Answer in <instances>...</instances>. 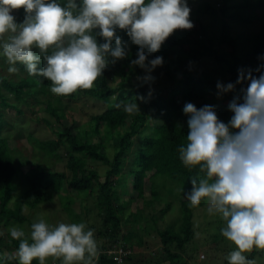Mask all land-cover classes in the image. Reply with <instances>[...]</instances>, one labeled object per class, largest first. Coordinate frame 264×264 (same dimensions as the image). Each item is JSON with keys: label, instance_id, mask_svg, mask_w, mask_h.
<instances>
[{"label": "trees", "instance_id": "1", "mask_svg": "<svg viewBox=\"0 0 264 264\" xmlns=\"http://www.w3.org/2000/svg\"><path fill=\"white\" fill-rule=\"evenodd\" d=\"M234 5L235 10L228 16L249 22L256 15L244 9L249 6L262 8L264 0H245ZM213 9L211 5H203V10L208 13H214ZM219 10L224 13L222 7ZM13 15L20 17L21 22L25 13L21 8L13 10ZM198 28V31L184 29L181 30L182 34L173 33L163 43L166 61L155 69L168 78L169 86L165 90V87L153 86L152 83L142 84L137 79L144 74L138 66L131 65V61L136 59L138 46L131 43L124 31H119L118 34L128 42L129 55L105 68L91 89H78L66 96L56 95L50 91L51 81L42 76L29 75L25 66L19 62L16 66L25 76L13 80L0 74V220L4 225L17 224L24 230L23 223H31L22 212L24 203L27 201V205L33 207L42 202H50L56 191L63 186L67 194L63 199L58 198L60 205L68 215L77 219V215L71 212L74 197L95 192V206L101 214L97 233L107 235L113 242L112 245L119 240L118 247L127 252L119 254L120 261H116L111 254L108 256L106 250L109 248L99 245L98 256L92 264H117L116 262L130 259L129 239L132 236L131 231L127 230L118 238V223L121 218L133 223L142 217L136 211H130V203L132 192L136 198L143 196L144 182L147 179L150 182L148 191L151 198L144 200L143 205L135 209L145 206L154 208L153 203L162 202V207L149 217L165 252L163 257L154 255L150 264H185L188 258L185 257V244L194 232L193 213L198 208L189 206L185 193L192 187L190 180L203 174L199 172V166L186 168L179 158L178 147L186 144L188 132V117L183 113V106L186 102L194 103L197 108L205 104L214 105L219 119L228 122L232 116L228 103L240 93L241 88L246 87V82L237 84L234 92L225 93L218 98L216 84L220 79L215 77L214 71L226 75L222 82L224 84L235 83L238 70H244L245 75L248 70L254 76L264 73V25L250 36L230 37L225 20H220L215 38L217 42H225L230 47L221 56L212 51L213 62L218 63L219 67L211 65L209 69L190 73V62L201 55L202 58H209L210 45L213 43V39L206 35L205 28ZM202 35L206 37V42ZM151 58L152 56L149 57ZM39 66L42 67L43 64ZM172 72L179 77L173 78ZM76 93L88 95L105 104L101 112L91 115L85 127L63 122L61 99ZM39 94L45 95V99L37 100L36 96ZM28 97L37 105L42 104L43 110L53 119L52 124L49 117L39 116L50 127L54 137L37 140L40 145L39 157L44 159V163H29L23 170L22 166L26 161L12 153L15 147L9 144L10 139L4 129L8 123L3 118V109L20 113L18 105L28 104ZM134 99L140 111L130 115L124 111L123 104ZM118 104L121 106L117 107ZM106 133L108 140H105ZM51 157H64L68 176L64 171L54 168L51 162H47ZM128 157L131 160L129 168L125 170L124 164ZM88 158L105 167L102 180H99L97 171L86 164ZM127 182H130L129 191L126 189ZM118 186L119 191L116 190ZM15 187H19V191L14 192ZM68 191L74 192L75 196L68 195ZM13 195L15 198L12 200ZM205 201L206 199L202 200L200 206ZM173 210L176 211L175 216L163 227L157 228V220ZM125 213L127 215L124 218ZM8 229L7 241L1 243L0 238V264H19L17 258L6 259L9 256L15 257L19 244V241L12 240ZM24 231L26 237L29 236V232ZM169 244L175 246L173 252L167 249ZM255 252L256 249L253 248L250 256ZM32 264L39 262L34 260Z\"/></svg>", "mask_w": 264, "mask_h": 264}, {"label": "clouds", "instance_id": "2", "mask_svg": "<svg viewBox=\"0 0 264 264\" xmlns=\"http://www.w3.org/2000/svg\"><path fill=\"white\" fill-rule=\"evenodd\" d=\"M21 8L24 19L17 22L13 10ZM190 13L187 0H0V49L9 73L18 71L19 62L29 75L51 81L52 93L66 96L91 89L105 68L129 55L128 42L118 34L124 31L138 46L131 65L144 74L137 79L151 84L164 60L149 57L176 30L193 27ZM238 71L235 83L216 84L219 98L246 82L228 103V122L219 119L214 105L184 104L188 132L178 152L186 168L199 166L203 174L190 180L189 206L199 207L206 199L207 213L226 222L221 233L236 246L228 264H255L244 253L264 249V73ZM123 109L130 115L140 111L136 99ZM30 229L27 237L18 226L8 229L19 244L15 257L6 259L45 264L55 257L62 264H92L98 256L94 230L85 223L50 226L41 217Z\"/></svg>", "mask_w": 264, "mask_h": 264}, {"label": "rangeland", "instance_id": "3", "mask_svg": "<svg viewBox=\"0 0 264 264\" xmlns=\"http://www.w3.org/2000/svg\"><path fill=\"white\" fill-rule=\"evenodd\" d=\"M245 0H187L188 6L191 9L190 19L193 23V27L189 30H199V26H202L206 30V35L213 39V43L210 45V55L209 58H202L199 56L194 59L192 62V67L190 73H195L200 69H209L211 65L214 68H218V63L213 62V52L216 55H223L229 49V45L225 42L219 43L216 41L215 36L218 34L220 20H225L228 25L227 34L230 37H247L251 34L257 32L262 25H264V6L262 8H257L249 6L244 11L252 12L256 15L249 22H242L237 18L229 17L234 10L236 3ZM253 2L254 0H247ZM211 5L214 9V13H208L203 10V5ZM233 5L235 7H233ZM222 7L224 13H222L219 8ZM17 22L21 20L20 17L15 16ZM174 33H180L181 29L176 30ZM203 39L206 42V37L203 36ZM213 51V52H212ZM155 56L164 57L166 61V50L162 44L160 50L152 54V58ZM172 65V63H171ZM8 64L6 58L3 56L2 49H0V74L6 76L7 78L17 80L18 77L25 76V73L22 72L16 65L18 71L15 73H9ZM221 68V67H220ZM224 69V68H223ZM222 69V70H223ZM140 70L144 73L143 69ZM178 73V72H177ZM215 77L219 78L221 82L224 81L226 75H222L220 71H214ZM173 78L179 77L178 74L173 73ZM152 75L155 77V80L152 82L153 86L165 87L164 90L169 86L168 78L161 71L154 69ZM220 76V77H219ZM37 100H44L45 95L39 94L36 96ZM29 102L20 104L18 107L21 112L16 113L14 111H7L3 109V118L8 123L5 125L4 129L10 139L9 144L12 145V153L18 158L25 159L26 164L22 166V169H26L29 166V163H40L43 164V158L39 157L40 145L37 143V140H43L47 138H53V132L50 127L41 119L39 116L48 118L49 116L43 110V105H37L36 102L31 100L29 97L26 98ZM60 105L62 106V111L64 114L63 122L77 124V126H86L89 122L91 115L98 114L105 108V104L102 101L94 99L88 95L82 93H76L75 95L67 96L61 99ZM52 124L53 119L49 117ZM105 140H108V134H104ZM136 142V138L134 139ZM110 151H108V155ZM64 157L60 159L48 158L47 162H51L52 166L56 169L62 170L68 176V170L64 165ZM131 158L128 157L124 164V169L129 168ZM86 164L95 169L99 175V180H102L104 174V166L91 160L86 159ZM149 180L145 179L144 182V194L142 197L136 198L134 192H132V201L130 203V211H136L141 214L140 220L137 222H127L122 218L118 223V238L122 234H125L127 230H130L132 236H130L129 243H131V253L129 260H122L121 262H116L117 264H150L152 257L165 256V252L162 249V244L159 241V238L156 234L155 228L150 224V214L156 213L159 207H162V202L153 203L154 208L145 206L142 209L136 210L135 208H140L143 205V201L150 199L151 195L149 194ZM15 191H19V187H15ZM127 191L130 190V182L126 184ZM119 191V186L116 188ZM65 187H60L58 191L54 194L52 201L42 202L33 207H29L24 203L22 212L31 223L24 222L23 227L26 232H29L30 235V224L37 222L41 217L50 226H56L61 222L64 223H85L87 229L94 230V236L97 241L98 246L103 245L104 248H109V254L113 255L116 251L114 248L118 247V241H115V245H112L111 239L108 238L105 234L97 233V230L100 228L101 224V214L95 206V192L88 193L86 192L82 197H74V201L71 204V212L77 215V219L72 218L66 213V211L60 205L58 198H64ZM131 194V193H130ZM68 195L75 196L74 192L68 191ZM15 198L13 195L12 200ZM176 214V211H168L163 216L162 219L157 220V228L163 227V225L170 221ZM127 214L125 213L124 218ZM16 226H18L16 224ZM193 234L190 240L185 244V257H188L185 261V264H219L224 262L228 264L227 256L228 254L236 250V246L233 242L229 241L221 233V229L226 226V222L222 219L220 214L209 215L206 210V201L204 204L195 209L193 213ZM11 225H4V222L0 220V238L1 243L7 241L6 231ZM137 236L139 241H137ZM128 244V242H126ZM112 245V246H111ZM111 246V247H108ZM255 248V247H254ZM169 251L175 250L173 244L167 246ZM256 249V252L250 256V252L244 253L246 257L255 261V264H264V249ZM96 257L93 258L92 263H94ZM39 262V261H38ZM45 264H62V258L49 257ZM76 264H85V261L76 262Z\"/></svg>", "mask_w": 264, "mask_h": 264}, {"label": "built area", "instance_id": "4", "mask_svg": "<svg viewBox=\"0 0 264 264\" xmlns=\"http://www.w3.org/2000/svg\"><path fill=\"white\" fill-rule=\"evenodd\" d=\"M115 251H116V252L112 255V257H113V259H115L116 261H120V256H119V254L127 252V251H124L121 247H118Z\"/></svg>", "mask_w": 264, "mask_h": 264}]
</instances>
